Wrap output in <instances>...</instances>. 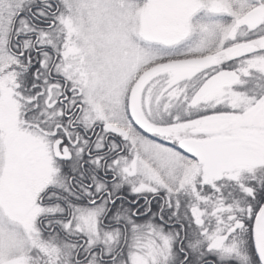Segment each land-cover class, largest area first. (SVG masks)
<instances>
[{
    "label": "snow or ice",
    "instance_id": "obj_1",
    "mask_svg": "<svg viewBox=\"0 0 264 264\" xmlns=\"http://www.w3.org/2000/svg\"><path fill=\"white\" fill-rule=\"evenodd\" d=\"M0 264H264V0H0Z\"/></svg>",
    "mask_w": 264,
    "mask_h": 264
}]
</instances>
